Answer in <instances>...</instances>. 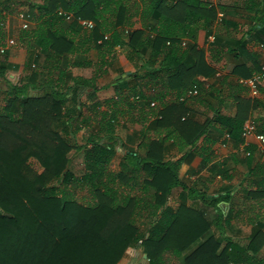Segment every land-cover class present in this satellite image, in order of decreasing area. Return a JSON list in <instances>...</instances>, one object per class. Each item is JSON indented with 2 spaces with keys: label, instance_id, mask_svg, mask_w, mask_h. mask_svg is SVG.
<instances>
[{
  "label": "trees",
  "instance_id": "obj_1",
  "mask_svg": "<svg viewBox=\"0 0 264 264\" xmlns=\"http://www.w3.org/2000/svg\"><path fill=\"white\" fill-rule=\"evenodd\" d=\"M20 1L28 9L17 15L26 12L30 21L16 43L26 52L22 73L9 78V67H18L6 55L0 62V264H118L138 248L139 264H264V149L256 160L247 147L244 180L252 181L226 217L217 204H228L230 194L207 198L178 175L187 153L203 166L213 161L214 123L235 145L243 142L250 99H237L234 116L212 108V118L193 117L191 106L209 105L215 90L206 80L216 70L196 41L199 31L211 33L216 7L203 0H0V46L6 16ZM248 5L261 14L264 0ZM79 20L93 29L83 32ZM216 46L208 50L213 56ZM119 48L134 70L101 86ZM91 51L95 61L82 58ZM108 88L112 95L97 96ZM124 125L129 136L119 139L124 154L113 168V140ZM73 150L82 154L80 175L71 167ZM175 189L174 208L168 200ZM205 206L216 210L213 219ZM232 222L252 225L246 245L225 235Z\"/></svg>",
  "mask_w": 264,
  "mask_h": 264
},
{
  "label": "crops",
  "instance_id": "obj_2",
  "mask_svg": "<svg viewBox=\"0 0 264 264\" xmlns=\"http://www.w3.org/2000/svg\"><path fill=\"white\" fill-rule=\"evenodd\" d=\"M203 2L216 7L217 17L209 36L206 37L203 30L199 31L196 43L198 48L204 50L206 60L216 70L218 75L215 74L212 78L206 80L209 86L215 88L212 98L209 99L211 108H209L210 104L192 105L193 117L202 122L206 118H212V108L220 111L223 115L234 116L238 112L239 104L237 99H250L244 109L245 114L248 115L245 124L248 121L252 122V127L255 130H253L252 135L243 138V142L240 145H235L230 141L228 135L221 130L219 131L220 126L214 123V131H212V139L215 142L212 147L213 161L203 166L200 157L187 153L178 175L184 183L196 187L207 198H217L225 196L227 193L230 194L228 204L222 201L217 204L221 214L226 217L231 206L238 208L242 205L245 196L244 190L250 187L249 182L252 181L251 178L244 180V176L248 175L249 172L245 161L246 153L248 152L247 147L251 149L250 151L253 152V157L256 160L260 158V151L264 149V146H260L255 139V135L261 134L257 131L264 129V8H261V14L258 13L256 15L254 11H249L247 8L249 6L248 0H203ZM34 3L38 4L39 0H34ZM220 13L223 17L219 20L218 15ZM16 24L20 30V21L17 16L14 18L11 15L6 16L4 25L7 33L6 41L9 39L15 41L14 36L10 35L15 31ZM136 25L140 26V23L137 21ZM210 36L214 37L212 42L208 41ZM215 40L217 46L213 56L208 50ZM183 44L185 45V42ZM5 55L8 65L19 66L17 70L20 69L26 58V52L17 44L9 47ZM96 56L97 53L91 51L88 55L82 56V58L95 61ZM236 66L245 67L244 70L239 71V76L232 74ZM11 69L13 68L9 67L8 73H6L9 78L14 77L9 71ZM132 70L134 68L126 60L124 49L119 48L110 74L101 81L100 85L104 86L113 80L123 78V76L127 77ZM72 72L74 75L80 73L77 69H73ZM247 73L251 74L252 77H243ZM252 78L257 79L259 90V94L255 98L251 97L247 85L239 84L240 80ZM110 93L111 88L106 92L105 89L101 90V95ZM122 154H124L123 151ZM182 155L177 156L174 160L179 159ZM224 174L229 175L230 179L223 178ZM180 194L181 191L175 189L168 200V204L174 208L178 206ZM187 205L200 207L203 204L199 199H187ZM206 206V215L213 219L216 210ZM252 229V225H236L232 222V226L226 228L225 235L231 237L240 245H246ZM213 232L215 234L218 233L216 230H213ZM258 258H264V245L258 253Z\"/></svg>",
  "mask_w": 264,
  "mask_h": 264
},
{
  "label": "rangeland",
  "instance_id": "obj_3",
  "mask_svg": "<svg viewBox=\"0 0 264 264\" xmlns=\"http://www.w3.org/2000/svg\"><path fill=\"white\" fill-rule=\"evenodd\" d=\"M23 5L22 4V1H20V3H18L17 5V8H16V14L13 13L11 14V16L14 18L17 16V19H19V14L17 15V13L20 11V10H24L26 11L28 9V5L25 4L23 6H20ZM15 21V20H14ZM68 23V22H66ZM70 23V22H69ZM82 31H84L83 29H81ZM6 31V30H4ZM19 33H20V30L17 28V24H16V29L14 32H12V34L10 36H14V39H15V42L17 43V37L19 36ZM5 39H7V33L5 35ZM19 47H22L21 46V43H18L17 44ZM124 51L125 48H124ZM1 58V57H0ZM4 59V58H3ZM3 59L0 60V62L3 61ZM19 67V66H17ZM18 69V68H17ZM17 69H11L9 71H11L12 75H14L15 77H18L21 73H22V66L20 67L19 70ZM8 73V72H7ZM5 87V83L3 80H0V88H3ZM106 91H109V88L108 89H105V92ZM101 91L98 92L97 96L101 97V98H107L109 97L110 95H112L111 93L110 94H103L101 95ZM83 100H88L87 99V96L85 95L83 98ZM101 99V101L103 100ZM211 103V102H210ZM201 117V116H200ZM129 128H127L125 125L121 128L118 129L116 135H117V139L113 140V145H115V149H116V157L113 159L112 161V166L116 168L117 164L119 163V160H120V157L122 156V151L120 150V147H121V142L119 141V139H121L123 142L127 140V136H129ZM75 142L78 144V145H82L83 144V131L78 133L76 136H75ZM69 157H72L71 159V167L72 169L74 170L75 174L76 175H80L82 173V170H83V164H82V154L80 153H75V151H71L70 154H69ZM30 163L32 164V167L35 169V170H39V166L37 164V162L34 160V159H31L30 160ZM184 179V177H183ZM142 251L141 249H129L125 256L119 261L118 264H139L140 262H143L142 261Z\"/></svg>",
  "mask_w": 264,
  "mask_h": 264
},
{
  "label": "built area",
  "instance_id": "obj_4",
  "mask_svg": "<svg viewBox=\"0 0 264 264\" xmlns=\"http://www.w3.org/2000/svg\"><path fill=\"white\" fill-rule=\"evenodd\" d=\"M57 15L60 16V17H64L66 22L72 21V19H73V17L70 14H66V13H64V12H62L60 10L57 11ZM218 16H219L218 17L219 20L223 17V15L221 13ZM19 19H20L19 20L20 21V28L23 29V30L28 29V27L30 25L29 15L26 12H21L19 14ZM78 24L80 25V27L84 31H91L93 29V27H94L92 22L86 21V20H79ZM213 40H214L213 36H210L208 38V41H210V42H212ZM15 45H16V42L13 39L7 40L3 46H0V57H3L6 54L7 49L9 47H13ZM216 75H218V74H216ZM239 84L247 85V87L249 89V93H250L252 98H255V97L258 96L259 90H258L257 79L256 78H252V79H249V80H240ZM196 94H197V91L193 90V91H188L185 96H186V98H190V97L195 96ZM184 99L185 98L182 97V98H180V101H184ZM252 126H253V123L250 122V121H248L244 125L243 133H242V137L243 138H246V137H248V136L253 134V127ZM255 139H256V141L258 142V144L260 146H264V136L263 135L257 134V135H255ZM247 155H249L248 152L246 153V156Z\"/></svg>",
  "mask_w": 264,
  "mask_h": 264
},
{
  "label": "water",
  "instance_id": "obj_5",
  "mask_svg": "<svg viewBox=\"0 0 264 264\" xmlns=\"http://www.w3.org/2000/svg\"><path fill=\"white\" fill-rule=\"evenodd\" d=\"M123 78H124V76H123ZM120 150H122V149H120ZM143 258L145 259L146 257H145V256H143Z\"/></svg>",
  "mask_w": 264,
  "mask_h": 264
}]
</instances>
